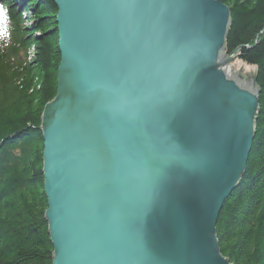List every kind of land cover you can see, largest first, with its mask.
Segmentation results:
<instances>
[{"label":"water","instance_id":"95a60500","mask_svg":"<svg viewBox=\"0 0 264 264\" xmlns=\"http://www.w3.org/2000/svg\"><path fill=\"white\" fill-rule=\"evenodd\" d=\"M41 115L52 264H233L216 225L256 134L222 0H54Z\"/></svg>","mask_w":264,"mask_h":264},{"label":"trees","instance_id":"16d2710c","mask_svg":"<svg viewBox=\"0 0 264 264\" xmlns=\"http://www.w3.org/2000/svg\"><path fill=\"white\" fill-rule=\"evenodd\" d=\"M231 12L226 52L254 66L256 134L240 184L221 209L219 247L233 264H264V0H222ZM0 264H52L44 214L43 108L60 64L54 0H0Z\"/></svg>","mask_w":264,"mask_h":264},{"label":"snow or ice","instance_id":"6c2138e0","mask_svg":"<svg viewBox=\"0 0 264 264\" xmlns=\"http://www.w3.org/2000/svg\"><path fill=\"white\" fill-rule=\"evenodd\" d=\"M3 19H5L4 12L3 9L0 8V21H2Z\"/></svg>","mask_w":264,"mask_h":264},{"label":"bare ground","instance_id":"6f19581e","mask_svg":"<svg viewBox=\"0 0 264 264\" xmlns=\"http://www.w3.org/2000/svg\"><path fill=\"white\" fill-rule=\"evenodd\" d=\"M235 56L239 58V54H238V51H237V54H236ZM47 230H48V227H47Z\"/></svg>","mask_w":264,"mask_h":264}]
</instances>
